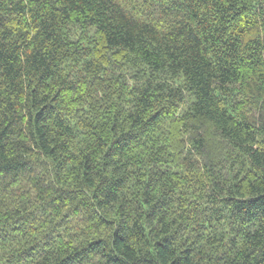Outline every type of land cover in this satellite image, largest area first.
<instances>
[{"label": "trees", "instance_id": "16d2710c", "mask_svg": "<svg viewBox=\"0 0 264 264\" xmlns=\"http://www.w3.org/2000/svg\"><path fill=\"white\" fill-rule=\"evenodd\" d=\"M0 264H264V0H0Z\"/></svg>", "mask_w": 264, "mask_h": 264}]
</instances>
